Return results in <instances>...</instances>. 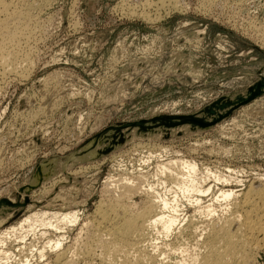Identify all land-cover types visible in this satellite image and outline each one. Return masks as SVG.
I'll return each instance as SVG.
<instances>
[{
  "label": "rangeland",
  "instance_id": "1",
  "mask_svg": "<svg viewBox=\"0 0 264 264\" xmlns=\"http://www.w3.org/2000/svg\"><path fill=\"white\" fill-rule=\"evenodd\" d=\"M23 2L33 18L22 37L28 42L19 47L22 58L9 65L12 70L0 66V198L15 201L13 193L27 184L37 164L58 158L51 165L58 169L71 152L111 124L158 113L196 112L223 93L245 89L264 69V0ZM254 25L261 30L254 31ZM193 32L198 36L189 38ZM181 155L214 170L237 168L246 186L258 180L264 175V95L210 130L168 139L137 137L98 160L73 165L67 170L71 180L58 171L29 194L30 202L18 216L13 212L0 219L6 220L0 224V264H15L23 249L35 253L33 248L42 247L47 237L60 234L66 238L64 246L78 243L79 248L87 234L97 231L96 206L106 203L101 207L107 209L114 199L103 192L107 177L145 171L152 181L158 161ZM67 212L76 213L78 220L65 230L37 225L29 236L23 233L25 241L16 242L18 236L4 234L9 225L32 214ZM186 213L194 214V207L187 204ZM42 229L47 231L44 237L39 235ZM9 249L12 259L7 261L2 252ZM36 260L34 256L31 262Z\"/></svg>",
  "mask_w": 264,
  "mask_h": 264
},
{
  "label": "bare ground",
  "instance_id": "2",
  "mask_svg": "<svg viewBox=\"0 0 264 264\" xmlns=\"http://www.w3.org/2000/svg\"><path fill=\"white\" fill-rule=\"evenodd\" d=\"M23 1L0 0V66L4 71L14 68L10 66L18 61L17 53H20L22 42H28L22 40V37L25 36L24 30H28L33 18H30L28 9L22 7L25 4ZM180 6L176 4L174 8L179 9ZM260 26H255L254 31L256 29L260 31ZM19 61L22 63L21 60ZM7 65L10 66L6 67ZM162 160L155 164L152 181L148 179L145 171H139V174L135 175L123 173L118 177L109 176L104 180V195H110L109 198L114 195L112 196L114 199L113 201L111 199V203L107 201L110 203H107L109 206L105 205L107 209L101 207L103 203L100 207L96 206L98 210L95 211L100 216L94 224L97 231L95 235L88 232L89 235L87 234L81 244L79 243V248H76L78 243H72L75 248L64 246L66 238L64 234H60L56 238L47 237L42 247L33 248L35 253L29 254L27 251L25 254L26 251L21 248L23 250H18L21 252L15 260L13 259L14 263L264 264V259L261 257V252L264 251V175L260 176V174L255 181L252 178L253 182L246 186L245 180L239 177L237 168H231L232 166H228V172L214 170L205 163L200 164L197 160L184 158L182 155ZM80 169L79 171H82ZM233 183H241L245 186L235 189L232 187ZM138 195L140 201L135 200ZM204 196H208V200L204 201ZM187 204L194 207V214L187 215ZM55 213L52 217H48V213L27 216L17 225H9L8 229L4 230V234L8 237L18 236L14 237L15 240L13 236L11 237L16 242L18 238L26 239L25 234L28 233L29 236L30 231L37 230L34 229L37 225L46 230L51 227L60 231L67 224H73L78 220L74 212L56 215ZM93 216L96 217V214ZM93 220H90L91 223H94ZM4 222L6 220H1L0 224ZM43 229L42 232L39 231V235L44 237L47 231ZM1 239L0 242L3 241ZM33 242L32 240L31 243ZM11 251L9 249L2 254L5 253L4 256L8 259L13 252ZM34 256H37V260L31 262ZM9 259L7 261H10Z\"/></svg>",
  "mask_w": 264,
  "mask_h": 264
},
{
  "label": "water",
  "instance_id": "3",
  "mask_svg": "<svg viewBox=\"0 0 264 264\" xmlns=\"http://www.w3.org/2000/svg\"><path fill=\"white\" fill-rule=\"evenodd\" d=\"M187 35L189 38L198 36L196 32ZM179 42L181 43L182 41ZM174 66L179 72L183 70L180 62H177ZM263 95L264 69L260 68L257 72L256 80L248 87L233 93H223L196 112L158 113L147 118L111 124L71 152L60 163L58 169L51 167L52 164H56L59 160L58 158L42 160L37 164L27 184L19 186L18 191L13 193L12 196L15 201L8 197L0 198V219L6 218L13 212L15 216H18L30 202L29 194L53 178L58 171L64 173L71 180L72 176L68 174L67 170L73 165L98 160L137 137L144 138L162 135L164 139H168L174 135L180 136L187 132L210 130L230 117L235 110L250 104Z\"/></svg>",
  "mask_w": 264,
  "mask_h": 264
}]
</instances>
